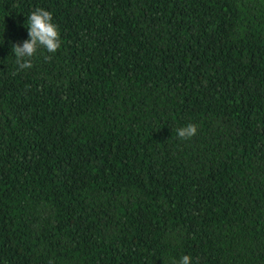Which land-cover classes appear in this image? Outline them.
<instances>
[{"label":"trees","instance_id":"obj_1","mask_svg":"<svg viewBox=\"0 0 264 264\" xmlns=\"http://www.w3.org/2000/svg\"><path fill=\"white\" fill-rule=\"evenodd\" d=\"M185 255L264 264V0H0V264Z\"/></svg>","mask_w":264,"mask_h":264},{"label":"clouds","instance_id":"obj_2","mask_svg":"<svg viewBox=\"0 0 264 264\" xmlns=\"http://www.w3.org/2000/svg\"><path fill=\"white\" fill-rule=\"evenodd\" d=\"M53 16L50 11L42 8L35 9L27 18L28 37L22 46L12 45V51L16 57V63L20 69H30L33 65L31 58L37 55L38 50L43 48L48 53H55L61 47L60 32L56 24L52 22ZM197 133L195 124H188L178 130L181 139H189ZM179 264H191V257L185 255Z\"/></svg>","mask_w":264,"mask_h":264}]
</instances>
